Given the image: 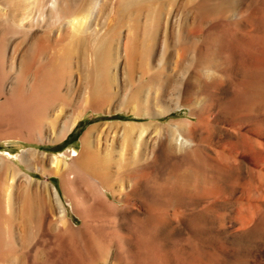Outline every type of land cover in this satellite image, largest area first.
<instances>
[{"label":"bare ground","instance_id":"bare-ground-1","mask_svg":"<svg viewBox=\"0 0 264 264\" xmlns=\"http://www.w3.org/2000/svg\"><path fill=\"white\" fill-rule=\"evenodd\" d=\"M55 2L0 0V140L37 143L46 126L61 141L87 112L89 103L79 114L62 92L72 60L58 55L57 34L84 43L90 16ZM149 7L148 52L163 42L164 63L179 73L175 109L190 118L131 125L138 139L116 158L92 149L95 128L75 166L36 151L23 156L28 168L62 179L79 230L64 208L56 221L32 203L27 214L9 213L15 190L38 182L3 158L0 264H264V0ZM109 45L93 50L102 73Z\"/></svg>","mask_w":264,"mask_h":264},{"label":"rangeland","instance_id":"rangeland-1","mask_svg":"<svg viewBox=\"0 0 264 264\" xmlns=\"http://www.w3.org/2000/svg\"><path fill=\"white\" fill-rule=\"evenodd\" d=\"M55 1H58V3L55 2L57 6H61V8H59L60 6L58 7L60 10L62 8L65 9L66 5L68 7L72 5L73 8L70 7L71 9L75 11L80 10L78 12L80 15L88 13L86 16H90L91 18V20L89 18L88 22L89 33L86 31L90 35H85L86 33L83 35V38H88L83 39V41L87 40L84 43L81 42L82 39L77 40L72 38L73 33L71 32V37H67L64 41L61 40V43L60 33L57 34L58 55L62 58V55H66L68 51L72 60L70 61L71 65L68 70L69 77L66 75V78L69 80L67 79L62 92L68 99L70 98L71 103L81 107L77 109L79 114L84 113L86 104L89 103L87 112L84 113L67 137L61 141H56V132L54 134L46 126H44L45 129L42 128L41 139L37 143L20 139L0 140V164L5 161L4 159H8L9 162L18 165L23 170L21 175H31L38 182L30 189H28L26 183H22V186L15 190L14 195H12L14 199L11 198L12 200L8 203L10 207L9 213L14 212L20 216L25 213L27 214L30 212V208L27 207H31L32 203L34 206L36 205L37 213L46 215L47 219L49 218L48 221H56L61 216L62 208H64L74 227L79 230L82 228L83 221L73 208V199L67 198L64 194L62 179L56 175L44 176L36 171L35 168L37 167L28 168L22 162L23 156L30 151H36L40 154L44 153L47 156H59L67 161L68 164L75 166L74 163L78 162L84 149L82 139L88 130L95 128L90 134V145L94 138L91 145L92 149L100 148L97 150L100 152L113 151L112 154L118 151L115 156L112 155L116 158L123 152L129 153V147L138 139L137 136H139V132L141 131H135V129L131 128V125L168 124L171 121L190 118V115L189 110L186 108L175 109V85L177 86L179 73L177 71L175 73L177 69L174 62L169 63L171 65L164 63L168 53L166 54L163 42L158 43L155 47L156 49L154 48L151 51V53L154 51L153 54L148 52L151 44L147 34L149 28V24L147 23L150 21L149 6L153 0H137V2L135 0H132V2L131 0ZM155 1L159 4L158 9H162L163 0ZM89 13L91 14L89 15ZM60 27L61 25L59 24L57 29ZM164 33H162V36L165 35ZM93 34H96L94 39H97V41H106L103 44H110L109 49L112 46L110 57L106 64H110L106 66V68L108 67L107 70H109L105 69L104 73L100 71V66H97L99 64L98 59H96L97 57H94L97 48L99 50L100 45L103 44L99 45L100 42L97 43L95 40L97 43L95 45L93 36H91ZM74 41L75 43H73ZM77 41L81 43L77 44ZM84 47L88 50L87 52ZM84 58H88V60L86 61ZM87 62L88 68L85 65ZM88 71H91V73ZM168 110H171L169 114L161 117V114ZM66 114H69V111ZM41 168L52 171V166L49 163H43L39 169ZM3 174L0 171V177L4 180L6 179V173L4 172ZM27 175L26 177H28ZM22 180L24 181V179ZM84 186L85 184L82 183L83 190L85 191ZM54 187L60 192V201L55 196ZM27 196L33 197V202ZM13 208L14 210H12ZM15 209L19 214L16 213Z\"/></svg>","mask_w":264,"mask_h":264}]
</instances>
